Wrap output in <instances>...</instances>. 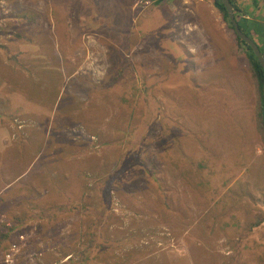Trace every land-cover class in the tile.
I'll return each instance as SVG.
<instances>
[{
    "label": "rangeland",
    "instance_id": "obj_1",
    "mask_svg": "<svg viewBox=\"0 0 264 264\" xmlns=\"http://www.w3.org/2000/svg\"><path fill=\"white\" fill-rule=\"evenodd\" d=\"M164 1L154 5L162 21L168 9ZM258 1L264 9V0ZM14 2L0 0V141L11 143L0 142V149L11 148L21 137L20 147L26 154H38L45 162L35 160V154H30L31 160L43 166L47 159L50 165L54 161L42 150L49 154L53 145L61 149L67 144L65 152H53L56 176L65 172L64 159L69 169L83 165L87 176L82 180L95 184L99 179L96 186L110 182L107 195L92 192L90 199L80 201L84 199L80 192L69 191L71 205L67 197L57 202L62 204L61 219L75 215L83 204L90 206L81 217L87 226L72 224L73 233H79L74 237L81 234L74 231L76 226L90 230L97 209L109 216L115 212L114 219L124 222L116 226L122 237L114 241L109 236L105 248L99 242L96 261L87 264H264V245L262 257L253 248L264 244L259 95L250 92L249 85L235 94V81L219 83L212 72L200 82L208 86L205 90H192L196 83L192 80L184 85L180 67L173 62L180 44L162 41L151 48L154 39L141 31L147 19L127 10L130 0H111L112 10L108 1L99 5L96 0ZM159 18L148 20L153 24ZM194 21L188 26L198 27ZM155 23L164 29L165 23ZM215 27L220 28L216 20ZM216 35L215 43L221 37ZM226 104L232 107L231 115L227 106L223 108ZM33 119L37 122L31 124ZM58 121L64 123L58 126ZM227 124L233 127L234 138L215 139L216 133L228 131ZM26 128L44 140L31 142L24 137L30 135ZM25 157L13 158L11 169L0 162V228L17 225L11 234L17 244L18 222L35 220L27 226L35 233L43 229L38 221L46 219L45 211L35 209L33 214L24 200L15 199L21 184L33 190L19 168ZM0 158L5 155L0 153ZM50 171L47 166L44 172ZM203 190H208L209 200L200 197ZM50 217L55 220L54 214ZM259 218L262 222L249 231V223ZM82 242H69L76 246L73 258L56 264H83ZM67 251L71 248L64 246L62 253ZM32 256L42 259L39 252Z\"/></svg>",
    "mask_w": 264,
    "mask_h": 264
},
{
    "label": "crops",
    "instance_id": "obj_2",
    "mask_svg": "<svg viewBox=\"0 0 264 264\" xmlns=\"http://www.w3.org/2000/svg\"><path fill=\"white\" fill-rule=\"evenodd\" d=\"M14 1L15 4L16 0ZM96 1L99 5L101 3L104 4L106 1H108L107 7L112 10V7H109V2L111 0ZM122 1L124 2V0ZM130 1L131 2L128 4L127 10H129L130 12L131 10L135 11L134 16L137 18L139 17L143 20L147 19L148 24H143V26L146 28H141V31L148 33L147 36H150L151 41L154 39L156 44L154 46H150L151 48L159 47L162 41L164 45H169L171 40H175L177 44H180V46L176 48L179 49L180 52L179 54H177V58H174V60H172L176 65H178V67H180V70L178 71L181 73V77L186 81L184 85L188 84V80H192L193 82H196L195 87L192 90H205V88L208 86H202L200 82H204V76L206 74H210L209 72H212V74H214V80H217V82L219 83L222 81H229L230 79L235 81L237 83L236 91L232 89L235 94L243 93L246 86L249 85V91L253 92L255 96L259 95L257 81L254 78L250 62L246 54L238 46V42L235 38L234 32L229 29L212 0H159L164 1L165 6L168 8L165 12L164 21H162L160 13L154 7V5L158 3V1ZM258 2V0H237V5L240 8L239 10L242 17L264 24V9H262L261 4H258ZM141 3H143V5H141ZM102 14L106 17L108 16L105 12H103ZM150 16H159L160 18L156 19L155 22H159L160 24L162 22L165 23V27L162 31L160 29V25L158 28V24H156L155 22L153 24H150L148 20ZM218 17L220 18V20H218ZM192 20H196L194 22H197L200 29L198 27L191 28L188 26L189 22H191ZM215 20L216 25H218L220 28L215 27ZM147 26H149V28H147ZM138 31L140 32V28L138 29ZM216 33H218L221 37L219 38V40L217 39L218 42L215 43L214 37L217 38ZM162 34H164V38L162 37ZM254 37L262 48L264 46L263 35L261 33L254 34ZM175 59L180 60L175 61ZM184 66L185 68H183ZM186 74H188L191 79H187ZM25 85L26 84L24 81V83H22V87H24ZM218 86L219 85L216 84V87ZM189 90H191L190 87ZM223 90L225 91L226 89L223 88ZM226 106L228 114L231 115L232 107L226 104L223 106V108ZM36 122L37 121L33 119V123L31 124H34ZM62 123L64 122L58 121V126ZM232 128L233 127L231 125L227 124L226 130H228L229 132H222L221 135L216 133L215 139H218L224 135L234 138L235 133L232 131ZM38 129H41V127L35 129V131ZM57 129L58 127L55 131H57ZM24 131H26L28 134L30 133V135L24 137L31 140V142H39L41 140H44L42 138L34 136V130H29L28 128H26V130ZM1 138L3 137L0 134V140ZM20 138H18L19 140L17 142H13L11 148L4 149L3 151L2 149H0V153L5 155V159L2 160L0 158V162L5 161L6 164H9V166L7 167L11 169L13 168V166L11 167V162L13 164H15L16 162L13 161V158H15L16 160L20 154L26 155V157L23 158L24 161H22V164L19 168L24 172L22 177H25L24 179H27L29 181V185L33 186V190L27 188L25 184H21L16 190L19 197L12 198L24 200L27 204V207L33 214H35V209H38V211H45L44 218L46 219L43 221H46L47 224L44 225L43 221H38L37 225L43 226V229L39 232L31 233L29 231V227L27 226H30L31 223H33L35 220H30L26 224L22 225L18 222L20 226L19 233L24 237L27 236V240L25 241L28 242V244H26L25 241H21L20 243L21 251L18 255V264H56L57 261L59 262V260L63 261L64 259L69 257H71L72 259V255L74 252L72 250H76V246L71 245L69 242H80L81 240L85 243L82 242L81 244H79V250L81 247H83L82 252L84 251V255L89 258L88 262L94 263V261H96V247L102 246L103 248H105L109 236L114 237V241L117 240L116 236L122 237L119 233L116 232V230L121 231V228L118 227L116 229V226H121L122 224H124V222H121L118 219H114L117 217L115 212L109 216L108 213L101 214L100 210L97 209L95 217H93V219L90 221V230L82 231L81 228H78L76 226L74 228V231L75 229H78L81 234L80 236L77 235L76 237H74L78 232L73 233V230L71 229V226H73L72 224H83L84 220H82L81 217L83 215L85 216V214L89 211L90 206H87V204H83L81 210L75 213V215L69 216L70 218L67 219H61L60 209L62 208V204H57V202L59 200V197L61 199H63V197H67V203L69 202V204L71 205V202L69 200L70 197H68L69 191L73 193L80 192L79 197L84 198L80 201H85L86 198L90 199V195H92V192L101 193V195H107L106 192L109 191L110 182L106 181L104 184H102L101 182L98 186H96L95 184H98L97 182L99 179L95 180V184L94 182L92 183L87 182L86 180H82V177L87 176L83 165H71L69 169L66 165L70 163H66L64 159L63 167L65 168V172L58 174L57 170H55L57 172L56 176L54 172L56 159L53 155V152L55 153L56 150L65 152V146L68 145H62L63 148L61 149H56L57 145H53L54 149L52 153L49 154H47L45 150H42V154L47 156V158L50 157L54 161V165H50L49 160L47 159L46 165L39 166L37 163H34L30 157V154L35 153L31 152L30 154H26V151L20 147ZM0 142L2 143V145L4 144L7 146L8 144H11L9 142ZM215 142L221 144L219 140H214V143ZM70 151H67L66 154H70ZM35 155V160H42V162H45V160L41 159L38 154ZM47 166H51L50 172H44ZM19 168H15L14 170L17 171V169ZM64 176L66 177L65 179H63ZM15 180H17V178H15ZM38 182H43L44 184L41 185ZM79 204L80 202L78 203V205ZM140 208L141 206L138 205V210ZM51 213L54 214L55 220L50 217ZM98 214L101 216L100 219L97 217ZM94 219H96V225H93V221H95ZM130 223L133 224L134 222ZM83 225L87 226L86 223H84ZM53 226H55L57 230L54 231L52 229ZM16 228H18V226L14 225L13 227L6 228L4 230L9 233L11 237L12 232L14 230H17ZM136 229L137 227H135L133 231L135 232ZM53 240H64L66 243H60L59 245L51 244L50 241ZM99 242L100 246L98 245ZM25 245H27V250H24ZM31 246L32 249H30ZM64 246H66L67 248H71V251L62 253V248ZM33 252H39V254L42 255V259H33ZM55 254L60 255L59 258H56ZM80 255L82 256V254ZM45 258H52V262H47L46 260L44 261ZM70 261L71 260L67 259V261L63 263H70Z\"/></svg>",
    "mask_w": 264,
    "mask_h": 264
},
{
    "label": "trees",
    "instance_id": "obj_3",
    "mask_svg": "<svg viewBox=\"0 0 264 264\" xmlns=\"http://www.w3.org/2000/svg\"><path fill=\"white\" fill-rule=\"evenodd\" d=\"M156 1H159V0H156ZM231 2L234 5L236 18H237V21H238L241 29L245 33H247L254 40H255L254 34H260L261 33L263 35V38H264V24L263 23H259L257 21H251V20L246 19L245 17H242L241 13H240V10H239L240 8L237 5V0H231ZM214 5L218 9V11L222 13L223 19L226 22V24L229 27V29L232 30V32H234L235 38H236V40L238 42V46L246 54V56H247V58H248V60L250 62V66H251L254 78L257 81V87H258L259 98H260L259 101H260V105H261V119H262L261 128L264 131V109H263V95H262V86H263V82H264V70H263V67L260 64V62L258 61V59H257L256 55L254 54L251 46L249 44H247L245 41H243L236 34V32L234 30V26L229 20L226 7H225L224 3L222 2V0H214ZM261 50H262V52H264V46L261 48ZM109 189H110V187H109ZM200 197H203L206 200H209L208 190L207 191L203 190ZM212 207H214V206H212ZM209 213H212V210H210ZM261 222H262V219L259 218L254 223H249V225H248L249 231H252ZM5 239H6V235L2 232V234L0 236V245L4 242ZM262 245H264V244L261 243V242H258L253 247L254 248V252L256 254H259L260 257L263 256L262 249L260 248ZM88 260H89V258L87 256L82 255L83 264H86Z\"/></svg>",
    "mask_w": 264,
    "mask_h": 264
},
{
    "label": "water",
    "instance_id": "obj_4",
    "mask_svg": "<svg viewBox=\"0 0 264 264\" xmlns=\"http://www.w3.org/2000/svg\"><path fill=\"white\" fill-rule=\"evenodd\" d=\"M222 2L224 3V5L226 7L229 20L233 24L236 34L243 41H245L247 44H249L251 46L254 54L256 55L258 61L260 62V64L263 67V70H264V53L262 52L259 43L257 41H255L254 39H252L247 33H245L241 29V27L237 21V18H236L234 5L232 4L231 0H222ZM262 95H263V109H264V82H263V86H262Z\"/></svg>",
    "mask_w": 264,
    "mask_h": 264
},
{
    "label": "clouds",
    "instance_id": "obj_5",
    "mask_svg": "<svg viewBox=\"0 0 264 264\" xmlns=\"http://www.w3.org/2000/svg\"><path fill=\"white\" fill-rule=\"evenodd\" d=\"M2 232L6 235V239L0 245V264H18V255L20 254V251H21L20 244H17L15 241L12 242L10 234L0 228V236ZM19 239L23 241L24 236L20 235ZM8 255H11L10 257L11 261H8ZM70 259L71 257H69V260Z\"/></svg>",
    "mask_w": 264,
    "mask_h": 264
},
{
    "label": "built area",
    "instance_id": "obj_6",
    "mask_svg": "<svg viewBox=\"0 0 264 264\" xmlns=\"http://www.w3.org/2000/svg\"><path fill=\"white\" fill-rule=\"evenodd\" d=\"M10 257H11V255H8V261H11Z\"/></svg>",
    "mask_w": 264,
    "mask_h": 264
}]
</instances>
